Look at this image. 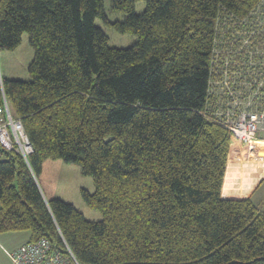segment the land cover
Wrapping results in <instances>:
<instances>
[{
  "label": "trees",
  "instance_id": "trees-1",
  "mask_svg": "<svg viewBox=\"0 0 264 264\" xmlns=\"http://www.w3.org/2000/svg\"><path fill=\"white\" fill-rule=\"evenodd\" d=\"M110 2L122 20L109 22L102 0H0V50L26 33L34 52L30 81L0 80V104L4 94L32 147L26 159L2 154L0 234L47 239L78 264H264V211L222 197L238 163L228 130L203 115L220 28L229 14L264 13V0ZM97 18L136 41L109 47ZM46 160L92 178L81 195L100 221L46 204Z\"/></svg>",
  "mask_w": 264,
  "mask_h": 264
},
{
  "label": "built area",
  "instance_id": "built-area-1",
  "mask_svg": "<svg viewBox=\"0 0 264 264\" xmlns=\"http://www.w3.org/2000/svg\"><path fill=\"white\" fill-rule=\"evenodd\" d=\"M225 23L218 34L227 35H219L211 50L203 115L228 130L231 146H241L246 154L245 164L263 163L258 146L264 142V13L244 18L229 14ZM4 151L26 159L32 147L2 94L0 161ZM7 255L13 264H78L69 250L67 255L54 250L47 239L26 243Z\"/></svg>",
  "mask_w": 264,
  "mask_h": 264
},
{
  "label": "rangeland",
  "instance_id": "rangeland-1",
  "mask_svg": "<svg viewBox=\"0 0 264 264\" xmlns=\"http://www.w3.org/2000/svg\"><path fill=\"white\" fill-rule=\"evenodd\" d=\"M102 4L103 13L109 22L124 18V14L111 9L110 0H102ZM143 10L142 1L134 4V13L140 14ZM94 23L106 34L109 47L128 48L136 41L134 35L120 34L100 18L95 19ZM33 56L34 52L28 43V35L23 33L19 45L14 50H0V80L30 81L28 66ZM36 183L44 200L56 198L70 203L89 221L96 222L102 219L101 214L89 208L82 198L81 190L93 194L94 185L92 178L83 175L78 165L61 160H46L42 164L40 174L36 177Z\"/></svg>",
  "mask_w": 264,
  "mask_h": 264
},
{
  "label": "crops",
  "instance_id": "crops-1",
  "mask_svg": "<svg viewBox=\"0 0 264 264\" xmlns=\"http://www.w3.org/2000/svg\"><path fill=\"white\" fill-rule=\"evenodd\" d=\"M260 149L264 150V142H261ZM234 148L235 151L232 149ZM239 152H238V151ZM243 151L241 146L233 144L229 150V158H233L234 162L238 163L235 166V179L234 183H226V173L224 178V186L222 189V197L234 198V199H251L253 203L264 211V172L260 177H255L256 174L253 168L262 169L264 168V162L258 163L252 161L249 166L243 165L242 160ZM241 160V161H240ZM250 169L251 180L248 179V171ZM246 174V175H244ZM29 241L28 232H10L0 234V264H13L8 257V253H12L22 247Z\"/></svg>",
  "mask_w": 264,
  "mask_h": 264
},
{
  "label": "water",
  "instance_id": "water-1",
  "mask_svg": "<svg viewBox=\"0 0 264 264\" xmlns=\"http://www.w3.org/2000/svg\"><path fill=\"white\" fill-rule=\"evenodd\" d=\"M46 204H47V201H46Z\"/></svg>",
  "mask_w": 264,
  "mask_h": 264
}]
</instances>
